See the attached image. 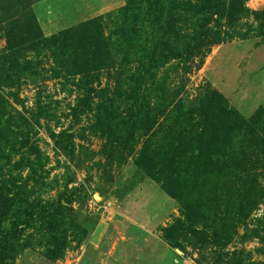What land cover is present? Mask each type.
I'll return each mask as SVG.
<instances>
[{"label":"rangeland","instance_id":"rangeland-1","mask_svg":"<svg viewBox=\"0 0 264 264\" xmlns=\"http://www.w3.org/2000/svg\"><path fill=\"white\" fill-rule=\"evenodd\" d=\"M202 2L0 0V264H264V0Z\"/></svg>","mask_w":264,"mask_h":264},{"label":"trees","instance_id":"trees-1","mask_svg":"<svg viewBox=\"0 0 264 264\" xmlns=\"http://www.w3.org/2000/svg\"><path fill=\"white\" fill-rule=\"evenodd\" d=\"M171 3L170 1H168L167 5ZM211 7V8H210ZM169 9V11H174L176 10V8H174L173 6H171V4L168 5L167 7ZM195 8V7H194ZM183 9V8H182ZM187 10V8H185ZM200 11H204L206 13V11L208 9H211V12L213 14H222L224 13V15H226V17H231V13L233 11H235L234 5H233V0H230V2L228 3V5L226 7H221V2L220 0H204V2H202V5L199 6ZM239 10V15H241L243 13L242 9H238ZM224 11V12H223ZM158 13V12H157ZM171 13V15H170ZM174 14H172V12H169L168 15H166L165 17V23H167V27H170L172 29V24H173V17ZM170 29V30H171ZM173 30V29H172ZM170 34L172 35L171 37L173 39H175V34L174 32L170 31ZM203 36V35H201ZM205 35L203 36V38H201L200 40L198 39V41L196 43H194L192 46H188L186 45L185 47L187 48H192V56L194 54H197L198 51H200V49L206 48L212 44H214L216 42V40H210L208 37L204 38ZM195 37L193 38V40L195 41ZM171 46V45H170ZM166 47L165 46V52L167 57L165 56L164 58H170L174 55H176L175 50L171 47ZM162 48V47H161ZM145 68L142 70L141 75H139L136 79V85L134 86V90L133 92H135L137 94V96L139 97V100H144V97L146 96L149 87H151L153 85V80L154 77L152 76V67L153 64L151 65V61L148 60L145 64Z\"/></svg>","mask_w":264,"mask_h":264}]
</instances>
